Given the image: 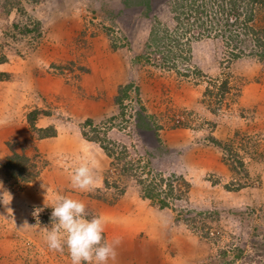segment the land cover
<instances>
[{
	"label": "rangeland",
	"instance_id": "obj_1",
	"mask_svg": "<svg viewBox=\"0 0 264 264\" xmlns=\"http://www.w3.org/2000/svg\"><path fill=\"white\" fill-rule=\"evenodd\" d=\"M19 1L23 12L6 14L0 0V160L9 149L23 150L38 174L19 187L0 171V264H71L67 249L50 250L44 241L52 212L46 204L56 195L82 200L90 217L105 218V240H119L109 264H264V59L246 56L245 44L243 56L233 59L229 43L196 29L179 35L182 49H169L174 69L154 66L161 62L147 40L154 17L169 30L179 27L172 35L189 25L183 19L176 27L167 0H150L149 15L134 0L127 6L123 0ZM33 23L38 37L29 31ZM109 42L119 47L112 50ZM196 68L216 82L228 78L231 88L215 112L199 102L206 79L195 84L180 76ZM129 83L119 106L116 88ZM139 106L153 116L155 132L135 127ZM33 107L46 112L36 127L52 126L54 136L37 138L27 127L24 117ZM183 116L188 127L169 126ZM85 119L96 132L83 127ZM98 129L116 148L125 146L138 167L120 175V163L109 164L98 143L83 136L102 135ZM235 133L246 135L239 153L248 176L244 188L230 190L237 176L244 179L221 163L207 135L225 141ZM84 158L96 162L99 185L80 192L71 186L70 165ZM172 174L187 184L172 179L184 190L179 200L175 189L169 195L155 180L167 183ZM103 177L114 188L104 186ZM146 185L156 187L168 207L160 210L144 198ZM200 211L218 215L209 238L184 225V217Z\"/></svg>",
	"mask_w": 264,
	"mask_h": 264
},
{
	"label": "trees",
	"instance_id": "obj_2",
	"mask_svg": "<svg viewBox=\"0 0 264 264\" xmlns=\"http://www.w3.org/2000/svg\"><path fill=\"white\" fill-rule=\"evenodd\" d=\"M127 1L128 0H123V5L127 6ZM8 2L10 3V0H5L6 4L3 6V10L6 14L11 12V10H22L23 12L21 1L16 0L14 4L10 3L9 8ZM134 5L141 8L143 11L142 15H149V10H151L150 0H134ZM166 6L168 12H170L169 17L171 21L176 20V27L180 26L182 22H184L183 19L189 25L188 27H184V30H182L181 33H178V35H172V33L176 32L179 27L176 30H169V26L159 22L155 16L153 19L155 25L154 27L152 26V29L150 27L147 40L151 43V45L157 48L156 50L151 51V55L155 54L158 56L160 58L159 61L161 62L156 61L157 63H155L151 60V58L148 57L144 58L145 62H153L154 66L160 65L166 69H174L172 60L173 53L170 58L169 56L171 50L169 49L172 47L182 49L183 45L179 39L180 36L188 34L189 31L193 32V30L196 29H200L201 31L205 30L207 36L208 34L212 33L215 38L225 40L226 44L229 43L230 46L235 49L234 52H230L233 59H238L239 57L243 56L241 54L244 50L240 47L242 44L246 45V56H255L259 61L264 59V0H167ZM217 13L219 16H216ZM258 15L261 17L258 18ZM188 20L190 22H188ZM13 26L16 27V24H13ZM32 29L35 30L37 33L36 36L38 37L39 28L36 23L32 24V27L29 29V31L33 32ZM197 36L198 35L195 34L194 37L196 38ZM185 40H187V38ZM189 40L190 39H188L187 42H189ZM109 46L112 50H115L117 47H119L112 42H109ZM2 58L3 56L0 57V62L3 61ZM77 67L78 70L81 71L80 66ZM176 73L178 74V72ZM180 76L194 79L195 84H197V82L202 77L206 79L200 92L199 102L204 106L206 105V107L210 109L209 111L212 112L216 111L217 107H219L220 103L222 102L223 97L229 93L231 88L230 84L228 83V78L225 77L219 82H216V78L211 79L207 77L201 70L197 68L190 70L189 72L188 69L185 71L182 70L180 72ZM131 87L132 85L130 83L123 86H117L116 93L113 97V102L120 106L123 98L127 96V91ZM211 101L214 103V106L210 105ZM122 108L123 107H120L118 113L120 116H123ZM139 109L140 110L135 111L133 116L135 127L146 132H155L154 126L151 122L153 116L151 117L150 114H146L144 112L143 106H139ZM42 113L45 114L46 112L37 108L29 110L24 117L27 127L35 132L37 138L54 136L56 132L52 126H35V121L38 115ZM185 113L187 114V112ZM185 117L187 116H183V120L181 121L173 120L169 126L172 128L185 126L188 127ZM82 125L83 127L87 128V131H97L96 126L90 119H85ZM98 130H100L102 135L95 133L91 136H88L86 131L82 133L83 136L87 138V140H93L98 143L99 148L110 160L109 164L116 165L117 163H120V175L129 174L134 168L138 167L137 165L140 161L138 160L137 162H134L132 158H129L127 154L128 150L125 146L119 145L118 148H116L115 142H113L112 139L106 137L105 131L103 129ZM207 139H209L210 142L220 150V161L224 166H226L228 171L233 173V175L238 173L244 179L241 180V178L237 176L238 182H231V186L227 187H229L230 190H239L244 188L247 185L245 180L247 179L248 173L244 166L245 164L242 156L239 153V150H246V135L235 133L230 139L221 141L209 134L207 135ZM0 171L6 179L19 182V187H21V184L32 181L38 174L35 161L31 157L27 156L23 150L17 152L13 149H9V152L0 160ZM148 174L150 175V173ZM152 179L155 178L152 177ZM172 179L176 182L181 180L183 184H186L180 175L175 176L174 174L171 175V178H169L167 183L166 181L163 183L164 178L161 176L155 180L157 182H162V184L166 187L165 192L169 193L170 195L175 189L174 184L171 182ZM137 181L142 185L143 181L145 180H143V177L138 176ZM102 182L104 186L114 188L113 184H108L106 182V177H103ZM146 187L147 188H144L143 190L144 198L152 202V204H155L154 206L158 209L168 207L166 199L160 198L159 192L154 190L156 187H152L150 185H146ZM175 191L176 193H174V199L179 200L184 190L181 191L179 188H177ZM178 220V218H175V221ZM217 222L218 215L215 211H200L194 213L193 215L184 217V225L191 229L194 233L201 232V236L203 238H209V235H211V227L214 225L217 226Z\"/></svg>",
	"mask_w": 264,
	"mask_h": 264
},
{
	"label": "clouds",
	"instance_id": "obj_3",
	"mask_svg": "<svg viewBox=\"0 0 264 264\" xmlns=\"http://www.w3.org/2000/svg\"><path fill=\"white\" fill-rule=\"evenodd\" d=\"M70 167L74 190L87 192L98 187L94 160L84 158ZM46 206L52 208L51 227L44 228V241L50 250L67 249L71 264H109L110 260H115L119 240H105L107 221L102 215L90 217L82 200L65 195H56ZM39 211L41 209L37 213Z\"/></svg>",
	"mask_w": 264,
	"mask_h": 264
},
{
	"label": "crops",
	"instance_id": "obj_4",
	"mask_svg": "<svg viewBox=\"0 0 264 264\" xmlns=\"http://www.w3.org/2000/svg\"><path fill=\"white\" fill-rule=\"evenodd\" d=\"M34 108H36V107H33V108L29 109V110H32V109H34ZM37 109H38V108H37ZM29 110H28V111H29ZM28 111H27V112H28ZM40 116H43V115H39V116L37 117V119H38ZM37 119H36V120H37ZM36 122H37V121H35V126H37ZM162 209H164V208H162ZM162 209H160V210H162ZM120 210H122V209H118L116 212H119ZM113 211H114V210H113ZM147 220H148V218H147ZM148 221H149V220H148ZM136 224H137V223H136ZM134 229H136V225H134V226L131 228V231L134 230Z\"/></svg>",
	"mask_w": 264,
	"mask_h": 264
}]
</instances>
